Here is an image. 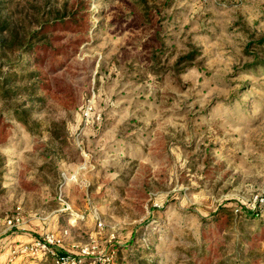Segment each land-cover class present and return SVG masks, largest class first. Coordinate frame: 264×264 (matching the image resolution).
I'll return each mask as SVG.
<instances>
[{"label": "rangeland", "instance_id": "374dc122", "mask_svg": "<svg viewBox=\"0 0 264 264\" xmlns=\"http://www.w3.org/2000/svg\"><path fill=\"white\" fill-rule=\"evenodd\" d=\"M0 20L41 31L38 76L14 83L34 86L15 99L32 127L0 114V264L92 245L106 264H264V0H0ZM218 207L258 222L203 224Z\"/></svg>", "mask_w": 264, "mask_h": 264}, {"label": "trees", "instance_id": "16d2710c", "mask_svg": "<svg viewBox=\"0 0 264 264\" xmlns=\"http://www.w3.org/2000/svg\"><path fill=\"white\" fill-rule=\"evenodd\" d=\"M60 18H54V20H58ZM49 24L47 22L41 23V25ZM5 31L6 35H0V69L6 67V71L0 70V114L1 112L7 111L8 113L12 114V116L19 121L22 125L31 126L29 117L27 115V109L21 107L20 105L16 104L15 99L17 96L22 94L30 95L33 93L34 86L33 85H14L16 82H22L25 80H29L38 74L33 71L29 70L27 67L28 63L24 59L25 56H32L33 61L38 62L37 54L35 51V43H31V41L36 38L38 33L41 31H28L23 30L21 34L16 33L13 34L12 30L9 28L8 23L5 20H0V32ZM259 45L264 44V38L258 42ZM18 48L19 52L15 58H11L8 54H12L15 49ZM197 53H189L187 56L182 57L188 60L194 59ZM32 127V126H31ZM30 129V128H29ZM31 131V130H30ZM52 135L54 138H59V131L56 129L52 130ZM225 214L228 220H233L234 225L238 222L239 225H243L245 221H257V211L255 210H247L240 211L239 209H234L230 207H218L215 211L210 213V216H200V220L203 224L212 223L219 219L220 215ZM239 215L240 220L237 222L234 215ZM260 223H264V220H260ZM248 225L250 223H247ZM261 225V224H260ZM259 226L256 227L258 229ZM228 236V235H227ZM239 244V241H237ZM237 252V251H236ZM235 252L236 259L231 261L232 264H244L241 259V254H237ZM66 255V253H52V260L54 261L55 256H62Z\"/></svg>", "mask_w": 264, "mask_h": 264}, {"label": "built area", "instance_id": "2783aa9c", "mask_svg": "<svg viewBox=\"0 0 264 264\" xmlns=\"http://www.w3.org/2000/svg\"><path fill=\"white\" fill-rule=\"evenodd\" d=\"M258 202L264 203V198L257 199ZM256 201V202H257ZM260 203V204H262ZM20 221L19 212L16 211L14 214L9 216L6 220L7 224L10 226L16 225ZM66 234V231H63L61 234L46 233L42 238L29 242V243H20L17 247L12 250V253H30L32 255H44L48 252H51V247L55 245H60L61 236ZM94 253V246L91 247L83 246L80 247L76 255H62L55 256V264H106L105 258L96 259L92 258Z\"/></svg>", "mask_w": 264, "mask_h": 264}]
</instances>
